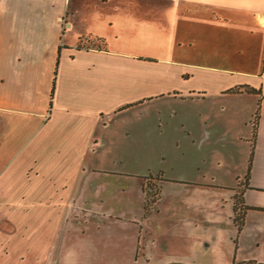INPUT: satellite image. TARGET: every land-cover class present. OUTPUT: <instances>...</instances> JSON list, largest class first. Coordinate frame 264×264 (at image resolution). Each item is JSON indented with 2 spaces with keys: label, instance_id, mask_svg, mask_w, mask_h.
Returning <instances> with one entry per match:
<instances>
[{
  "label": "crops",
  "instance_id": "0c3cea01",
  "mask_svg": "<svg viewBox=\"0 0 264 264\" xmlns=\"http://www.w3.org/2000/svg\"><path fill=\"white\" fill-rule=\"evenodd\" d=\"M200 4L236 20V69L143 55L155 18ZM161 97L188 103L171 124ZM167 138L182 160L145 159ZM262 209L264 0H0V264L264 263Z\"/></svg>",
  "mask_w": 264,
  "mask_h": 264
},
{
  "label": "rangeland",
  "instance_id": "374dc122",
  "mask_svg": "<svg viewBox=\"0 0 264 264\" xmlns=\"http://www.w3.org/2000/svg\"><path fill=\"white\" fill-rule=\"evenodd\" d=\"M149 1V0H147ZM141 4H145L139 8V12L143 14H149L154 16L153 13L160 12L163 14V10L161 7H154L152 2H141ZM164 7V6H163ZM187 8V10H186ZM132 9V5L125 6V9L122 13H132L130 11ZM186 11L183 12L181 10ZM182 12V13H181ZM209 8L208 6L203 5H187L182 6L180 10H178L176 17L174 18V13L169 17H165L164 19H154V28L149 30H144L143 36H141V51L143 55H149L151 57L159 58H172L176 60H187L192 63H204L209 65H214L217 67H230L236 69V63L228 62L225 56L229 59H235L236 56L240 55V53L236 52V20L232 21H216L211 18L208 14ZM168 13L166 14V16ZM205 44V47L202 49L204 54L201 53H187L189 51L200 50L201 43L200 39ZM188 41L192 42L193 45L187 44ZM181 42V45L178 44ZM192 66V65H187ZM196 66H192L194 68ZM234 75L236 72H234ZM159 101H155L153 104L146 103V110H161L162 114H171V119L168 122H171L175 118V113L179 114V112H185L187 109L188 103L165 100L163 97L158 99ZM220 124H226L228 128L233 127V121H227V118L224 114L220 115ZM165 121L162 120L159 131L163 136L166 131ZM181 136V140H186V135L181 131L177 132ZM174 135V132H171ZM228 137V136H226ZM163 140L160 147L158 149H148L144 150V157L149 162H156L158 164H162L165 160H182L184 156H186L187 151L180 150L179 146H177L176 142L172 138L161 139ZM190 143H186V147L188 148ZM220 146L222 145L219 142ZM206 143L198 144V150H206L204 146ZM217 146L218 149L222 147ZM223 146V145H222ZM226 146V145H224ZM184 147V146H182ZM203 147V148H202ZM228 150V149H227ZM215 153L216 149H209ZM233 160H229L227 162V167L233 166ZM236 163V161H235ZM215 167V166H214ZM216 168V167H215ZM153 195L151 194L149 198ZM148 198V199H149Z\"/></svg>",
  "mask_w": 264,
  "mask_h": 264
},
{
  "label": "trees",
  "instance_id": "16d2710c",
  "mask_svg": "<svg viewBox=\"0 0 264 264\" xmlns=\"http://www.w3.org/2000/svg\"><path fill=\"white\" fill-rule=\"evenodd\" d=\"M234 91H240L239 87H236V89H233ZM243 90H245L246 92H250V93H256V90L248 87V86H244ZM258 110L255 112L254 114V119H253V130H252V139H251V147L253 149V145H254V137H255V133H256V125L258 122ZM251 149V152H252ZM250 159H249V165H248V169H247V173L244 176V180L247 181L248 176H249V171H250ZM153 195V194H152ZM155 201L154 199V195L149 198L148 200H146V212L149 211V207L150 205ZM234 223L237 227V230L239 231L242 228L243 225V219H244V213L246 211V209H248L247 206L244 205L243 202V195H242V191H238L235 195H234ZM264 210V209H262ZM233 264H264V263H258L255 260H248V261H241V262H234Z\"/></svg>",
  "mask_w": 264,
  "mask_h": 264
}]
</instances>
